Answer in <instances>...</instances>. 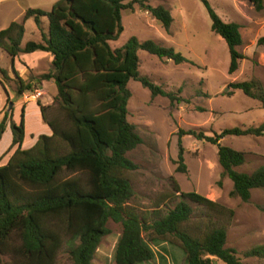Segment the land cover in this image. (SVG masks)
Segmentation results:
<instances>
[{
  "label": "trees",
  "instance_id": "1",
  "mask_svg": "<svg viewBox=\"0 0 264 264\" xmlns=\"http://www.w3.org/2000/svg\"><path fill=\"white\" fill-rule=\"evenodd\" d=\"M201 1L208 10L211 31L227 45V72L233 74L245 57L239 51L241 25L223 20L207 0ZM247 1L256 11L264 9V0ZM135 3L165 30L170 28V11L147 0H58L49 10L28 7L21 21L13 20L0 29V48L10 56L16 94L32 91L35 83L52 81L56 88L53 103L63 118H48V106L37 100L51 132L39 134L24 148V106L19 121L14 122L12 109H6V93V104L0 110V138L9 122V147L15 149L0 164V264H55L63 244L68 245L71 264H93L102 238L110 233L108 220L121 225L111 252L114 264H148L155 258L165 263V244L178 250L184 264H212V257L223 264H244L239 252L226 246L233 209L196 191L182 192L175 182V193L182 199L162 215L158 210L139 212L130 203L135 193L128 173L136 164L127 152L142 140L126 118L129 80L138 81L152 97L183 100L139 73L138 52L174 64L187 62L172 46L151 39L131 36L121 45L111 46L124 29L122 11L132 10ZM29 18L34 19L41 39L21 46L24 21ZM261 42L264 37L258 39ZM34 51L47 52L52 59L50 69L32 83L19 76L13 63L19 53ZM0 72L3 79L8 77L4 69ZM229 87L241 90L264 108V87L258 79L233 81ZM178 134L192 135L216 147L222 175L232 181L231 196L247 202L252 189L264 188V164L251 172L239 171L236 168L244 164L245 153L220 142L225 136H262L264 120L256 126L225 127L211 135L181 128ZM176 163L177 172L186 170L182 147ZM261 210L264 213V207ZM152 245L160 247L158 255ZM241 255L264 260V243Z\"/></svg>",
  "mask_w": 264,
  "mask_h": 264
},
{
  "label": "rangeland",
  "instance_id": "2",
  "mask_svg": "<svg viewBox=\"0 0 264 264\" xmlns=\"http://www.w3.org/2000/svg\"><path fill=\"white\" fill-rule=\"evenodd\" d=\"M56 1L58 0L0 2V29L13 20L21 21L24 9L32 7L49 10ZM147 1L152 5L161 4L170 11L173 18L170 28L165 30L135 3L132 10L122 11L124 29L118 40L110 42L111 46H119L131 36L138 40L151 39L159 44L172 46L187 62L174 64L171 60L159 59L145 51L138 52L139 73L164 91L172 92L183 100H171L163 95L152 97L150 91L138 81L129 80L127 87L130 97L126 118L134 125L142 140L127 152V156L136 164V169L128 173L135 193L130 203L139 212L158 210L162 215L167 208L182 199L175 193L173 182L182 192L196 191L234 210L227 230L226 246L235 248L244 264H264L263 259L241 255L245 249L264 243V213L261 210L264 207V188L252 189L247 202L231 196L232 181L222 175L216 147L192 135L178 134V129L181 128L211 135L213 131L218 132L225 127L256 126L264 120V108L259 101L246 96L241 90L229 87L230 82L252 78L258 79L264 87V42L258 43V39L264 37V9L256 11L247 0H207L223 20L236 21L241 25L243 42L239 51L245 57L240 61L238 69L233 74H228L227 45L219 35L211 31L209 13L201 0ZM41 22L46 30V18L43 17ZM40 38L34 19L25 20L21 46L29 40L39 41ZM24 55L26 57L18 56V62L27 67L22 79L32 80L51 67L46 59ZM0 68L8 75L3 79L0 72V110L4 109L5 103L2 100L7 93L9 100L6 109H12L15 116L12 120L17 121L20 117L18 105L21 97L16 94V84L11 79L10 56L1 48ZM34 85V89L42 91L41 96L36 98L41 105L48 106V118L58 117L63 121L62 113L53 103L55 86L50 83ZM31 92L34 93L33 90ZM24 113L26 130L22 147L27 148L34 143L38 134H50L51 131L42 119L38 104H26ZM6 132L0 138V164L5 163L15 149V146L9 147L12 141L10 128ZM220 142L245 153V162L237 170L251 172L264 164V135L225 136ZM180 147L183 149V163L186 167L184 172L176 171ZM186 201L196 207L192 201ZM106 226L110 233L102 238L93 264H114L111 252L121 225L108 220ZM165 246L168 251L165 263L155 258L153 263L148 264H184L181 254L174 246ZM152 248L158 255L160 247L152 245ZM55 264H71L67 244H63L57 253ZM212 264L223 262L212 257Z\"/></svg>",
  "mask_w": 264,
  "mask_h": 264
},
{
  "label": "crops",
  "instance_id": "3",
  "mask_svg": "<svg viewBox=\"0 0 264 264\" xmlns=\"http://www.w3.org/2000/svg\"><path fill=\"white\" fill-rule=\"evenodd\" d=\"M3 1H9V2H12V1H16V0H0V2H3ZM24 11H25V9H24ZM23 11V12H24ZM27 20V19H26ZM24 34V33H23ZM23 37V36H22ZM41 39V38H40ZM20 54H22V55H20ZM24 54H27V56H34V57H37V58H41V59H46L47 61H49L50 62V64H51V59H52V57H51V55L49 54V53H47V52H44V51H34V52H31V53H19L17 56H15L14 57V63H13V66L15 67V69H16V71L18 72V74H19V76L21 77L22 75L24 76L25 74H26V71H27V67L23 64V63H21V62H18L19 60H18V56L19 57H26ZM50 69V68H49ZM47 72V71H46ZM42 73H44V72H42ZM41 74V73H40ZM12 75H13V73H12ZM37 77V76H36ZM22 78V77H21ZM34 79V78H33ZM23 80H26V79H23ZM26 81H29V80H26ZM32 81V83H34V81L33 80H31ZM46 83H50L51 85H54V83L52 82V81H42L41 83H38V84H40L41 86H43V84H46ZM55 86V85H54ZM55 93H56V88H55ZM20 97H21V100H20V104L18 105L19 107H20V109H21V106H26V104H29V103H31V104H33V105H36L37 104V100H38V98H29V99H25L23 96H22V94L20 95ZM51 100H50V102H52V98H50ZM5 103L6 104V96H5V98L2 100V103ZM5 104H4V106H5ZM4 108V107H3ZM12 118L13 119H15V116L13 115V113H12ZM20 118V117H19ZM16 123L19 121V120H14ZM41 121V120H40ZM24 123H25V125H26V121H25V113H24ZM47 124V123H46ZM48 126V125H47ZM8 128H10L9 127V122L7 123V126H6V129H5V131L3 132V134L7 131V129ZM49 128V127H48ZM44 129H45V127H44ZM25 130H26V126L24 127V138H25ZM11 131V130H10ZM28 132H29V130H28ZM7 133V132H6ZM29 133H31V132H29ZM3 134H2V136H3ZM41 134V133H40ZM39 135V134H38ZM38 135H37V137H38ZM2 136H1V139H2ZM37 137H36V139H37ZM11 138H12V135H11ZM1 139H0V141H1ZM36 141V140H35ZM34 141V142H35ZM24 144V139H23V143H22V145ZM1 164H3V163H1Z\"/></svg>",
  "mask_w": 264,
  "mask_h": 264
},
{
  "label": "built area",
  "instance_id": "4",
  "mask_svg": "<svg viewBox=\"0 0 264 264\" xmlns=\"http://www.w3.org/2000/svg\"><path fill=\"white\" fill-rule=\"evenodd\" d=\"M34 93L30 91V93H25L23 92L22 93V96L25 98V99H29V98H36L38 96H41V90H38V89H33Z\"/></svg>",
  "mask_w": 264,
  "mask_h": 264
},
{
  "label": "water",
  "instance_id": "5",
  "mask_svg": "<svg viewBox=\"0 0 264 264\" xmlns=\"http://www.w3.org/2000/svg\"><path fill=\"white\" fill-rule=\"evenodd\" d=\"M9 106H11V103L9 104Z\"/></svg>",
  "mask_w": 264,
  "mask_h": 264
}]
</instances>
